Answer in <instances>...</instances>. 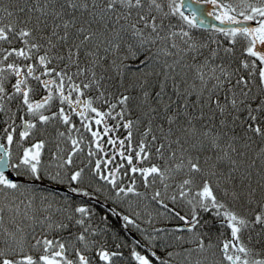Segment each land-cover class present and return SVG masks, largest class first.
<instances>
[{
    "label": "trees",
    "instance_id": "trees-1",
    "mask_svg": "<svg viewBox=\"0 0 264 264\" xmlns=\"http://www.w3.org/2000/svg\"><path fill=\"white\" fill-rule=\"evenodd\" d=\"M0 33V63L42 60L93 107L83 123L24 118L0 79L19 178L0 183V264H264V66L245 33L201 30L178 0H0Z\"/></svg>",
    "mask_w": 264,
    "mask_h": 264
},
{
    "label": "flooded vegetation",
    "instance_id": "flooded-vegetation-1",
    "mask_svg": "<svg viewBox=\"0 0 264 264\" xmlns=\"http://www.w3.org/2000/svg\"><path fill=\"white\" fill-rule=\"evenodd\" d=\"M216 1V0H215ZM223 5V13H215L219 20H230L233 16H244L237 15L234 13H226V2L221 3ZM256 20V19H255ZM260 23L261 21L256 20ZM260 27V26H259ZM259 27L257 30H259ZM221 34V32H218ZM235 33H245L247 35V31H231L222 33L223 35ZM258 37V36H257ZM259 38V37H258ZM12 52L16 54H20L23 56L22 52L19 50H12ZM10 59V56H8ZM263 62V61H262ZM264 63V62H263ZM28 67H31L30 72L28 71ZM10 78V87H9V97L18 100V98L22 99L21 105H26L28 110L23 116L24 118H39L40 121L43 122L47 120V118L52 116V113H56L57 115L63 117L65 120H71V118L75 117L79 122L83 123L86 120H90L88 117L93 110V107L90 103L89 98L82 91L80 86L74 87V84L71 81H68L65 78H61L60 76H55L51 72V69L48 65L45 64L42 60H31V61H20L19 63H5L0 67V78ZM14 89V90H13ZM69 98V100L67 99ZM81 99H87V113H77L75 109H79L78 102ZM52 102V106H49L48 103ZM71 103H76L75 106H72ZM0 107H1V116L5 112L3 100L0 96ZM83 109V107H82ZM111 124L109 126V130L114 132L115 127V112L114 108H112L111 113ZM98 120V119H96ZM27 121V120H25ZM24 123V122H23ZM22 123V126H23ZM28 129L24 132L21 126V131L23 135L28 133V130L31 128V124L28 121ZM96 142L95 145H98V139L103 138V136H98L95 134ZM12 139V138H11ZM10 139V140H11ZM34 148V158L35 164L39 161V147L33 146ZM101 150L103 151V155L108 161V164H111L114 157L117 155L115 148H111L106 150L103 145L101 146ZM118 152H121L118 150ZM12 154V153H11ZM38 155V156H37ZM22 161L28 165V158H22ZM32 167H35L32 166ZM117 172V170L114 172ZM19 181V178L16 182ZM42 183V182H40Z\"/></svg>",
    "mask_w": 264,
    "mask_h": 264
},
{
    "label": "water",
    "instance_id": "water-1",
    "mask_svg": "<svg viewBox=\"0 0 264 264\" xmlns=\"http://www.w3.org/2000/svg\"><path fill=\"white\" fill-rule=\"evenodd\" d=\"M178 4L181 12L201 30L216 31L221 33L230 31H247L248 36L253 42V54L264 62V40H260L256 34V29L260 26L259 22H256L248 17L240 16H233L230 20H219L215 13H223V6L215 0H178ZM1 36H3V34H1ZM30 70L31 67H28L29 72ZM67 99L69 100V98ZM71 104L72 106H75L76 103ZM78 105L79 109H75V111H77V113L84 112V114H86L87 100L82 99L78 102ZM27 127L28 125L25 123L24 131L27 130ZM10 153L11 150L2 144L0 136V174H9L10 176L7 179V182L14 183L18 178L12 172L10 166ZM49 187L64 193L70 192V190L64 186L50 185ZM191 227V224H183L179 226V229L189 230ZM64 251V248L60 249L61 255H64ZM24 260L30 262L32 261V257H27ZM231 261L233 262V258H231Z\"/></svg>",
    "mask_w": 264,
    "mask_h": 264
},
{
    "label": "rangeland",
    "instance_id": "rangeland-1",
    "mask_svg": "<svg viewBox=\"0 0 264 264\" xmlns=\"http://www.w3.org/2000/svg\"><path fill=\"white\" fill-rule=\"evenodd\" d=\"M226 3H227V5H226V7H227L226 8V13L230 12V13H234V14H237V15H244V16H248L250 18H253L254 20L256 19V20L261 21V25L259 27V30L256 31V34H257V36L259 37L260 40L264 39V0L262 2L261 1L253 2V1H249V0H247V2H245L243 0H240V1L239 0H233L232 2H227L226 1ZM232 37L234 38V35H232L231 38ZM210 41H212V43H215L217 41V39L212 38V39H210ZM220 41H222V40H220ZM220 41H217V44H219L218 45L219 47H221L220 46L221 45ZM11 42H12V38L10 36H8V35L0 37V47L5 46V45L6 46H10ZM19 52H22V51L19 50ZM4 54L0 53V57L4 56ZM2 64H3V62L0 63V67L2 66ZM263 66H264V64H263ZM94 76H95V71H91L88 74V77L90 78L91 82H94V78L95 77L97 78V76H95V77ZM0 79H2V78H0ZM91 85L97 86L98 82L97 83L95 82V83H93ZM74 87H76L75 83H74ZM86 89H87V87H86ZM48 105L52 106V102H49ZM2 118L3 117H1L0 122H1ZM7 131H8V133L5 135L4 132H3V128L0 125V135H1V138H2V142L6 146L11 147V145H10V141H11L10 140L11 139L10 132H11V130L8 128ZM34 146L36 147L37 145L35 144ZM21 158H28V165L29 166H34L35 165V163H34L35 162L34 148L31 147L28 150H26L22 154V156H20V159ZM11 166H12V169H13V166H15V165H12V162H11ZM13 171H14V169H13ZM9 176H10L9 174H7V175L0 174V183L5 185V186L13 187L15 185V183L7 182V179L9 178ZM74 193H76L78 196H81V197H87V199H91L92 198V196L87 194V192H85V191L74 190ZM209 197H210V195H209ZM116 215H117L118 219L122 223H125L126 225L132 223V219L130 217L121 215L119 213H116ZM227 220H228L229 224L235 230L238 229V226L241 223L240 218H238L235 214L230 213V212L227 213ZM238 248L239 247H237V250H238ZM58 257H59V252L58 251L49 252L46 255L47 264H59L60 263V259ZM231 258H233V260H236V261L240 260L239 254L235 253V252L229 257V259H231ZM141 260H143L142 257H141Z\"/></svg>",
    "mask_w": 264,
    "mask_h": 264
},
{
    "label": "bare ground",
    "instance_id": "bare-ground-1",
    "mask_svg": "<svg viewBox=\"0 0 264 264\" xmlns=\"http://www.w3.org/2000/svg\"><path fill=\"white\" fill-rule=\"evenodd\" d=\"M57 186H60V185H57ZM70 190V189H69ZM69 193H72V191L70 190V192ZM99 201V200H98ZM99 202H101V201H99ZM102 203V202H101ZM111 211H113L114 213H118V212H116L115 211V209L114 208H112V207H110V206H107Z\"/></svg>",
    "mask_w": 264,
    "mask_h": 264
}]
</instances>
